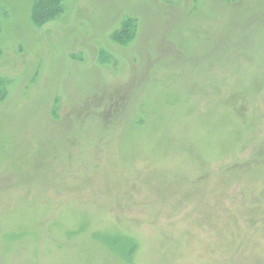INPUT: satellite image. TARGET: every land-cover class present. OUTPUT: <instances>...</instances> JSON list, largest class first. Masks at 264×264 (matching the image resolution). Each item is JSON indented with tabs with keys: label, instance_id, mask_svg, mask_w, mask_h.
Here are the masks:
<instances>
[{
	"label": "rangeland",
	"instance_id": "1",
	"mask_svg": "<svg viewBox=\"0 0 264 264\" xmlns=\"http://www.w3.org/2000/svg\"><path fill=\"white\" fill-rule=\"evenodd\" d=\"M38 1L0 0V264H264V0Z\"/></svg>",
	"mask_w": 264,
	"mask_h": 264
},
{
	"label": "trees",
	"instance_id": "2",
	"mask_svg": "<svg viewBox=\"0 0 264 264\" xmlns=\"http://www.w3.org/2000/svg\"><path fill=\"white\" fill-rule=\"evenodd\" d=\"M60 5V0H39L38 3H36L34 15L40 20L47 21L53 17H56L57 14H59ZM127 30H129V28L125 29L124 31ZM130 35L131 34L129 33H125V35H123L122 37L129 38L131 37Z\"/></svg>",
	"mask_w": 264,
	"mask_h": 264
}]
</instances>
